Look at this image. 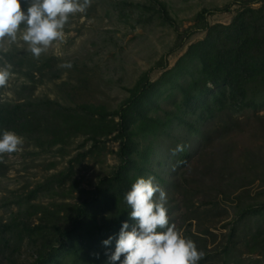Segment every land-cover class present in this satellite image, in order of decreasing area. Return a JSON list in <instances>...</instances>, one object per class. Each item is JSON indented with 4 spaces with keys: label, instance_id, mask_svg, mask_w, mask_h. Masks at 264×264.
<instances>
[{
    "label": "rangeland",
    "instance_id": "1",
    "mask_svg": "<svg viewBox=\"0 0 264 264\" xmlns=\"http://www.w3.org/2000/svg\"><path fill=\"white\" fill-rule=\"evenodd\" d=\"M159 1L167 11L165 20L149 0H91L85 13L70 17L65 39L39 59L23 41L6 46L0 65L11 64L12 77L0 89V100L50 99L68 107L89 103L113 113L145 73L157 81L162 66L173 68L191 44L205 38L202 32L189 33L201 11L230 6V12L208 17L211 25H229L239 9L237 0ZM46 58L57 59L59 77L48 76L32 88L27 73ZM66 62L70 69L61 67ZM34 76L38 82L40 75ZM115 136L96 147L88 136H77L49 149L24 138L20 151L0 156V224L32 206L59 207L65 216L90 198L119 165ZM215 136L204 147L201 137L189 139L186 163L171 154L178 145L171 138L151 139L149 169L141 177H153L165 190L169 223L205 253L199 264H264V111L233 119ZM58 175H65V181L54 190ZM39 217L33 216L35 224ZM18 250L0 248V264L31 262L26 244Z\"/></svg>",
    "mask_w": 264,
    "mask_h": 264
},
{
    "label": "trees",
    "instance_id": "2",
    "mask_svg": "<svg viewBox=\"0 0 264 264\" xmlns=\"http://www.w3.org/2000/svg\"><path fill=\"white\" fill-rule=\"evenodd\" d=\"M149 2L167 19L163 3ZM21 3L26 8L24 0ZM236 5L239 9L229 25H211L208 17L228 13L230 6L201 11L189 33L202 32L205 38L191 44L173 68L162 66L164 73L157 81L145 73L113 113L89 103L68 107L50 99L0 100V134L15 131L48 149L77 136H88L96 147L103 138L116 134L119 143V165L99 181L90 198L67 210L65 216L59 207L21 208L9 223L0 224L1 249L18 253L26 244L32 254L28 264H112L106 253L114 251L122 224L127 222L128 230L135 225L124 196L149 169L153 152L149 141L167 137L185 145L175 157L186 163L191 154L189 139L201 137L204 147L233 119L264 111V0H237ZM35 73L40 75L38 82ZM27 74L34 81L32 88L48 76L57 79V59H43L35 72ZM162 101L170 106L164 107ZM176 130L178 137L173 138ZM54 179L55 190L65 175ZM34 215H40L36 224ZM109 237L111 244L103 245Z\"/></svg>",
    "mask_w": 264,
    "mask_h": 264
},
{
    "label": "clouds",
    "instance_id": "3",
    "mask_svg": "<svg viewBox=\"0 0 264 264\" xmlns=\"http://www.w3.org/2000/svg\"><path fill=\"white\" fill-rule=\"evenodd\" d=\"M24 3L26 8H22L21 0H0V51L6 52V46L23 41L36 59L54 42L65 39L64 29L71 16L85 13L91 6V0H24ZM61 67L70 69L72 64L66 62ZM11 77L12 65L5 61L0 65V89L8 85ZM23 144L22 136L4 130L0 134V156L20 151ZM184 150L185 145L178 144L171 154L175 156ZM153 180L139 177L125 194L135 225L128 230V223L122 224L114 251L106 253L109 261L115 264L123 256L121 264H199L205 253L175 224L169 223L167 194ZM112 239L104 240L103 245H110Z\"/></svg>",
    "mask_w": 264,
    "mask_h": 264
}]
</instances>
